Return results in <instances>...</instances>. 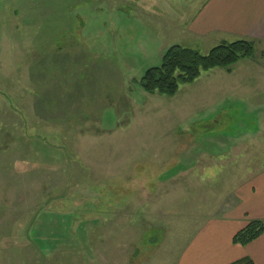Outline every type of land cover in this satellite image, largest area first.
Segmentation results:
<instances>
[{"label": "rangeland", "instance_id": "1", "mask_svg": "<svg viewBox=\"0 0 264 264\" xmlns=\"http://www.w3.org/2000/svg\"><path fill=\"white\" fill-rule=\"evenodd\" d=\"M203 2L0 0V264H180L264 172V44L175 97L140 87L172 46L232 43L191 30ZM49 213L76 246L22 242Z\"/></svg>", "mask_w": 264, "mask_h": 264}, {"label": "crops", "instance_id": "2", "mask_svg": "<svg viewBox=\"0 0 264 264\" xmlns=\"http://www.w3.org/2000/svg\"><path fill=\"white\" fill-rule=\"evenodd\" d=\"M202 9L191 28L197 36L214 35L221 42L250 40L255 47L264 44V0H204ZM237 198L219 219L207 221L180 264H233L244 258L264 264V234L247 246L233 243L234 236L251 221L264 222V172L243 187Z\"/></svg>", "mask_w": 264, "mask_h": 264}, {"label": "trees", "instance_id": "3", "mask_svg": "<svg viewBox=\"0 0 264 264\" xmlns=\"http://www.w3.org/2000/svg\"><path fill=\"white\" fill-rule=\"evenodd\" d=\"M254 55L255 44L248 40L221 43L208 54L175 45L166 50L160 66L145 72L140 87L148 94L172 98L179 93L181 86L195 83L202 72L217 68L232 72L233 66L243 60L252 59ZM71 224L72 217L64 214L49 213L36 220L29 219L20 231L22 242H27L29 233L30 240L37 242L42 250L55 252L70 249L78 244L76 236L70 231ZM263 234L264 222L251 221L234 236L233 243L247 246ZM63 243L68 247H63ZM233 264H254V262L250 258H244Z\"/></svg>", "mask_w": 264, "mask_h": 264}]
</instances>
